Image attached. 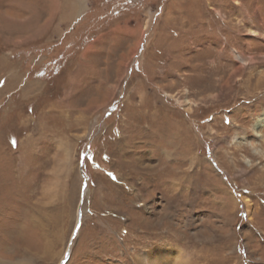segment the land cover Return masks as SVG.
Wrapping results in <instances>:
<instances>
[{
	"label": "rangeland",
	"instance_id": "374dc122",
	"mask_svg": "<svg viewBox=\"0 0 264 264\" xmlns=\"http://www.w3.org/2000/svg\"><path fill=\"white\" fill-rule=\"evenodd\" d=\"M260 115L264 0H0V262L264 264Z\"/></svg>",
	"mask_w": 264,
	"mask_h": 264
},
{
	"label": "bare ground",
	"instance_id": "6f19581e",
	"mask_svg": "<svg viewBox=\"0 0 264 264\" xmlns=\"http://www.w3.org/2000/svg\"><path fill=\"white\" fill-rule=\"evenodd\" d=\"M240 58L242 59V57H240ZM263 126H264V115H260L254 123V129L258 130L259 128H261ZM181 255L182 254L180 252H177L174 247L162 248V246H157V248H154V251L152 254L153 259H149L150 260L149 264H170V263L182 264L181 262L183 260L181 258ZM145 256L146 255H144V256L140 255L141 263H142V261L146 260ZM0 264H33V263L30 261L22 260V261H18L15 263L0 262Z\"/></svg>",
	"mask_w": 264,
	"mask_h": 264
}]
</instances>
